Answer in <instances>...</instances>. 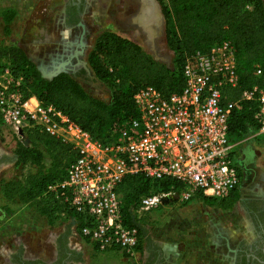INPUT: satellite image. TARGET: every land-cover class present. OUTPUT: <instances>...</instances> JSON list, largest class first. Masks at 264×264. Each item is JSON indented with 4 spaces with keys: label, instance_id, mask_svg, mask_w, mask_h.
<instances>
[{
    "label": "built area",
    "instance_id": "obj_1",
    "mask_svg": "<svg viewBox=\"0 0 264 264\" xmlns=\"http://www.w3.org/2000/svg\"><path fill=\"white\" fill-rule=\"evenodd\" d=\"M181 74L183 87L168 96L152 85L140 86L133 94L137 115L116 123L112 133L117 137L103 143L64 111L41 105L34 95L26 96L22 77L13 75L7 62L0 63L3 125L25 146L30 145L27 130L36 128L76 151L61 177L49 182L45 192L62 203L56 214L72 220L76 235L100 251L114 250L130 257L139 244L137 227L124 221L118 192L125 175L169 177L180 184L177 189L141 195L132 210L133 219L161 203L186 201L197 192L222 198L239 185L235 144L228 135L236 104L220 103L224 89L239 81L232 44L224 40L205 51L196 50L181 65ZM255 74L264 75V69L256 65ZM93 78V96L108 102L111 89ZM241 99L256 102L253 135L264 137V86L244 89Z\"/></svg>",
    "mask_w": 264,
    "mask_h": 264
},
{
    "label": "trees",
    "instance_id": "obj_2",
    "mask_svg": "<svg viewBox=\"0 0 264 264\" xmlns=\"http://www.w3.org/2000/svg\"><path fill=\"white\" fill-rule=\"evenodd\" d=\"M156 1L165 21V40L172 52V65L157 60L135 41L104 31L91 49L88 63L95 77L111 89L108 102L88 93L67 72L43 77L18 45L0 44V63L7 62L12 74L22 77L21 88L26 96L34 95L41 105L64 111L94 139L107 143L117 137L112 133L116 123L137 115L133 94L140 86L152 85L163 96L178 92L184 84L181 74L184 61L196 50L205 51L212 44L227 40L235 50L239 77L237 85L224 89L220 99L222 105L236 104L230 113L228 135L233 143L253 135L256 102L241 97L242 91L254 84L264 86V75L255 74L256 65L264 69V0ZM27 137L30 145L16 141L12 150L15 164L20 167L19 175L0 178V194L9 203L31 206L52 226L64 220L56 214L62 203L46 193L45 187L61 177L63 166L74 158L76 151L36 128H29ZM24 166L29 167L23 171ZM118 187L124 221L136 226L140 237L143 227L132 218L139 197L151 190L177 189L180 184L169 177L150 179L128 174ZM236 194L234 189L222 198L199 192L195 196L207 206L227 210L234 205Z\"/></svg>",
    "mask_w": 264,
    "mask_h": 264
},
{
    "label": "rangeland",
    "instance_id": "obj_3",
    "mask_svg": "<svg viewBox=\"0 0 264 264\" xmlns=\"http://www.w3.org/2000/svg\"><path fill=\"white\" fill-rule=\"evenodd\" d=\"M50 1L52 2V0H0V44L22 47L43 77L49 78L64 71L86 87V82H89L90 78L94 80L95 77L88 63V55L98 36L107 30L139 43L154 58L172 65V52L165 40V21L156 0H89L82 13L87 34L81 57L84 68H80L79 71L75 70L77 63L72 58V48L58 45L60 40L54 42L47 34L45 20L54 17L61 6L60 3L49 4ZM15 142L14 135L6 126L1 125L0 178L19 175L20 167L15 164L16 157L12 151ZM234 144L233 160L241 172L235 198L237 201L239 195H243L241 187H244V193L245 187H264V137L255 138L251 135ZM28 167L24 166L23 171ZM190 204L194 205L195 210L202 216L217 219L222 224L219 227L228 231L226 235L220 233L219 239L221 245L228 249L227 252L231 251L241 236L251 237L252 234H248L245 228L250 229L251 226H248L245 218L240 215L236 203L227 210H221L205 205L195 195L182 202L161 203L158 207L142 212L135 220L146 232L159 236L166 233V224L169 221L175 220L176 223L177 220L185 219L179 212ZM60 225L61 223H56L50 226L31 206L9 203L3 200L0 194V264H11L8 261L10 255L20 246L26 257L39 259L38 257L43 255L41 257L43 260L49 259L46 239ZM173 230L183 229L177 227ZM38 249L41 251L38 252ZM219 262L226 264L220 257L218 264Z\"/></svg>",
    "mask_w": 264,
    "mask_h": 264
},
{
    "label": "crops",
    "instance_id": "obj_4",
    "mask_svg": "<svg viewBox=\"0 0 264 264\" xmlns=\"http://www.w3.org/2000/svg\"><path fill=\"white\" fill-rule=\"evenodd\" d=\"M241 189L244 192V187ZM245 191L264 196V187H245ZM191 204L178 211L184 220L166 224L165 234L158 236L143 229L134 256L128 257L114 250H98L90 241L76 235L72 220L64 219L46 239L50 258L43 260V255L38 258L49 264H218V258L224 254L218 237L228 231L219 227L222 224L217 219L202 216ZM177 227L183 230H173ZM245 228L248 234L252 233L251 227Z\"/></svg>",
    "mask_w": 264,
    "mask_h": 264
},
{
    "label": "flooded vegetation",
    "instance_id": "obj_5",
    "mask_svg": "<svg viewBox=\"0 0 264 264\" xmlns=\"http://www.w3.org/2000/svg\"><path fill=\"white\" fill-rule=\"evenodd\" d=\"M88 1L89 0H52L49 4H61L58 9L59 12L56 13L54 17L52 16L49 18V20H45L47 23V25H45L48 27L46 31L51 38L50 40H53L54 42L60 40L58 45L72 48V58L77 63L75 67L76 71H79L80 68H84L81 57L84 53V38L87 34V27L82 19V13L84 12ZM43 9L47 10V8ZM43 14L45 16L44 12ZM29 59L33 61L31 58ZM92 81L93 80L90 78L89 82H86V87L84 85L82 86L88 93L93 95L95 92L92 87ZM238 173L240 176L241 172L239 169ZM238 189L239 185L235 190ZM242 193L243 195H239V199L235 201L236 208L240 211V215L243 219L245 218L248 225L251 226L252 235L250 238H244L241 236V239L233 245L229 252H227V248H224L221 245L222 249H224V254L220 258L227 261L225 262L226 264H264V196L258 195L253 191H246L245 193L242 191ZM21 247L22 246L15 248L10 255L8 261H10L11 264H49L48 261L44 262L43 260L34 257H26L25 252ZM228 255H231V257L229 258Z\"/></svg>",
    "mask_w": 264,
    "mask_h": 264
},
{
    "label": "water",
    "instance_id": "obj_6",
    "mask_svg": "<svg viewBox=\"0 0 264 264\" xmlns=\"http://www.w3.org/2000/svg\"><path fill=\"white\" fill-rule=\"evenodd\" d=\"M52 76H53V75H52ZM52 76H51V77H52ZM49 78H50V77H49Z\"/></svg>",
    "mask_w": 264,
    "mask_h": 264
}]
</instances>
